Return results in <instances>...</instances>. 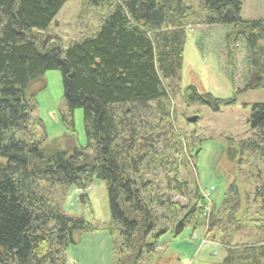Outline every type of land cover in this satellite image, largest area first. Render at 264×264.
Listing matches in <instances>:
<instances>
[{
  "label": "trees",
  "instance_id": "trees-1",
  "mask_svg": "<svg viewBox=\"0 0 264 264\" xmlns=\"http://www.w3.org/2000/svg\"><path fill=\"white\" fill-rule=\"evenodd\" d=\"M68 1L0 0V157L6 159L0 165V264H68L69 249L99 230L111 237L113 264H150L162 236L176 237L181 221L192 231L208 225L209 237L216 223L238 218L236 183L227 188L222 210L210 214L209 192L194 180L204 139L180 127L173 100L181 89L187 32L197 24L215 27L213 37L224 29L232 72L243 41L250 88H264V19L243 20L242 0H201L198 9L188 0H86L106 9L101 28L64 50L40 34ZM54 69L62 72L72 131L74 111L84 110L86 146H77L74 135L67 147L49 140L34 116L38 103L30 87ZM184 96L215 111L237 101L194 84ZM249 124L252 137L230 146L228 155L234 160L248 151L261 163V181L248 198L259 216L237 219L259 229L261 239L231 245L225 235L219 264H264V103L252 104ZM96 178L107 190L108 222L69 215L50 195L57 185L87 189ZM175 194L189 203L175 201Z\"/></svg>",
  "mask_w": 264,
  "mask_h": 264
},
{
  "label": "rangeland",
  "instance_id": "rangeland-1",
  "mask_svg": "<svg viewBox=\"0 0 264 264\" xmlns=\"http://www.w3.org/2000/svg\"><path fill=\"white\" fill-rule=\"evenodd\" d=\"M188 3L198 9L201 0H188ZM242 3L243 20L264 19V0H242ZM106 12L103 7L93 6L86 0H69L49 28L40 35L50 44H59L65 50L75 41L94 36L101 28ZM227 27L229 32L230 28ZM214 30L215 27L209 28L204 24L193 25L188 30L179 82L181 92L178 91L175 95L173 107L180 127L187 134L194 132L196 138L204 139L200 142L198 153V178L194 176V180H198L202 193L209 192L207 196L210 200V214L213 209L222 210L223 198L231 183H236L240 189L243 213L230 222L216 223L209 237H206L208 225L197 231L184 226L176 237L169 233L164 234L154 249L155 255L150 264H219L226 256V247L219 242L225 235L230 239L231 245L254 244L261 239L262 233L260 234L259 229L242 220L237 222V219L247 215L259 216L255 205L252 207V200H249V192H253L255 185L261 181L258 176V171L262 170L261 163L248 151L243 155L235 153L232 160L228 150L230 146H236L242 140L252 137L249 124L251 106L254 103H264V88H250L251 72L244 42H238L235 68L232 72L227 45L223 41L226 36L224 29L213 37ZM190 84L196 85L203 92L211 93L215 98H236L237 101L221 105L218 111L199 103H189L184 92L185 87ZM30 89L38 103L34 116L43 120L49 140H58L62 147H67V141L74 135L77 146L88 144L82 108L74 111L73 131L66 123L69 109L60 70H48L42 80L32 83ZM193 116H198L196 122L189 121ZM5 163L6 159L0 157V165ZM194 164L193 162L192 169L195 171ZM255 166L258 168L253 170L252 167ZM184 176L191 177L187 173ZM191 180V185L197 184L192 178ZM51 189L50 195L54 202L67 214L82 216L99 224L110 220L109 198L100 179H94L87 189H80L77 185H57ZM85 193L88 196L87 201L82 198ZM174 199L183 206L189 203V198L185 195L175 194ZM110 239L108 232L100 230L83 234L81 243L69 249L68 264H113Z\"/></svg>",
  "mask_w": 264,
  "mask_h": 264
},
{
  "label": "water",
  "instance_id": "water-1",
  "mask_svg": "<svg viewBox=\"0 0 264 264\" xmlns=\"http://www.w3.org/2000/svg\"><path fill=\"white\" fill-rule=\"evenodd\" d=\"M197 120H198V116H193L189 118L190 122H196ZM196 154H198V151L196 152ZM183 228H184V223L181 221L176 228V233L180 234Z\"/></svg>",
  "mask_w": 264,
  "mask_h": 264
},
{
  "label": "built area",
  "instance_id": "built-area-1",
  "mask_svg": "<svg viewBox=\"0 0 264 264\" xmlns=\"http://www.w3.org/2000/svg\"><path fill=\"white\" fill-rule=\"evenodd\" d=\"M207 194V193H206Z\"/></svg>",
  "mask_w": 264,
  "mask_h": 264
}]
</instances>
